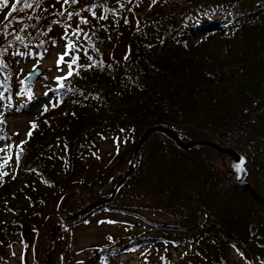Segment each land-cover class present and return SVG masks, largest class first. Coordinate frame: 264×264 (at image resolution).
<instances>
[{
    "label": "trees",
    "instance_id": "16d2710c",
    "mask_svg": "<svg viewBox=\"0 0 264 264\" xmlns=\"http://www.w3.org/2000/svg\"><path fill=\"white\" fill-rule=\"evenodd\" d=\"M128 1L85 0L76 4L79 10L94 5L101 17L107 18L79 26L73 31L76 35L62 39L67 57H78L76 63L94 66L87 67L88 75L77 83L50 89V99L43 101L45 106L51 104L45 109L40 127L44 147L32 155L30 168L38 183L46 192L62 191L69 175L60 177L59 163L72 170L79 146L93 131L119 130L130 134L128 146L114 156L117 165L132 156L147 128L159 124L175 130L185 141H218L246 155L251 165H257L259 158L264 157L263 0H185L187 6L174 9L173 14L156 9L162 2L156 0L155 12L140 21V28L132 24ZM69 12L40 16L32 13L14 31L19 37H15L16 43L8 40L16 46L33 44L36 54L44 55L53 42L60 41L52 34L67 22ZM208 12L220 15L209 19L204 16ZM68 45L73 47L68 49ZM106 51H111L110 55ZM23 89L29 100L36 98L34 84L24 83ZM254 113L257 115L252 119ZM161 135L154 133L149 137L147 151H141L137 158L141 167L133 171L122 187L141 188L150 195L151 191L157 192L166 206L188 210L193 207L185 206L195 204L205 210L201 224L196 223L193 212L187 213L189 219L185 218L181 225L148 221L154 228L201 227L191 239L173 243L175 247L196 243L197 252L191 262H172L163 257L162 264H228L226 257L231 247L239 250L250 245L253 238L246 231L249 224L264 228V217L259 215L264 205L246 188L232 180L228 183L229 175L206 159V155L220 156L214 149L198 145L182 150ZM53 139L58 140L64 154L52 152L47 146ZM256 187L264 197L261 176L256 179ZM3 194L1 191L0 196ZM69 200L64 192L60 207L71 212ZM20 208L8 214L12 221L0 222V264L5 259L1 254L4 246L11 247L16 242L8 240L15 236L10 223L24 219ZM100 210L145 218L108 202L70 225L79 224ZM51 227L44 228L47 234ZM143 233L131 232L93 244L92 254L82 264H110L116 254L133 252L135 244L146 243L149 237ZM118 238L128 240L121 242ZM153 238L155 245L167 242L164 237ZM21 242L27 249L29 241L25 236ZM33 246L34 264H41L38 244ZM256 246L261 258L264 243L258 240ZM245 259L250 264L251 259ZM23 264H27L26 256Z\"/></svg>",
    "mask_w": 264,
    "mask_h": 264
},
{
    "label": "rangeland",
    "instance_id": "374dc122",
    "mask_svg": "<svg viewBox=\"0 0 264 264\" xmlns=\"http://www.w3.org/2000/svg\"><path fill=\"white\" fill-rule=\"evenodd\" d=\"M156 2V0L128 1L127 10L135 28H140V21L151 17L156 9L173 14L174 9L187 6L185 0H162L161 6H159L160 3L157 6ZM26 4H30L31 7H27ZM76 4L65 3L64 0H20L19 3L17 0H6V3L5 0H0V149H3L0 151V157L11 158L5 167L0 168V171L8 173V175H0V189L5 186V192L4 188L1 190L4 194L0 196L3 198L0 199V222L12 221L13 218L8 219V214L13 213L18 207H21L20 213L24 218L21 221L17 220L19 222L10 223L13 225L12 232L15 236L8 241L16 242L11 247L4 246V250L2 249L1 254L5 257L2 264H23L24 256H26L27 264H34L33 244L36 243L38 244L37 250L41 251V264H47V260L49 264H82V261L92 254L90 247L93 244L105 243L114 237L137 231L144 232L143 235L148 236L149 240L144 244H135L133 252L116 254L110 264H162L163 257L172 262L189 263L197 252L196 243L187 242V245L178 247H175L173 243L191 239L196 232L201 230V227L195 226L192 229L188 226L154 228L155 225L148 221L181 225L185 218L189 219L187 213L193 212L196 223L201 224L205 218V210L195 204L185 206L186 208L193 207L188 210L181 206H166L163 197L157 192L151 191L150 195L141 188L122 187L133 171L141 167L137 158L141 151H147L146 143L151 135L141 145L134 160L133 152L123 164L117 162L116 165L114 156L128 146L131 141L130 134L119 130L93 131L84 137L83 144L79 146L72 170H68L64 163H59L57 171L60 177L67 173L69 178L66 187L62 191L57 189L53 194L45 191L44 186L38 183V179L30 169L33 165L32 155L44 147L40 127L43 126L45 109L51 105L45 106L46 104L43 103L51 97L52 93L49 94V90L56 86L60 87L62 84H75L89 73L86 64L77 62L72 64V75L68 76V64L72 61L63 50L62 39L71 36L75 28L100 18L101 11L94 5L79 10ZM154 6H157L156 9ZM65 10L72 13L71 19L67 16V22L61 28L54 29L52 36L59 37L60 41L53 42L46 54L38 56L34 53L33 44L18 47L8 43L5 34L19 28L24 23L23 20L32 13L40 16L44 13H61ZM156 15L155 13L154 16ZM219 15L218 12L216 14L208 12L204 16L210 19ZM84 20H87V23H83ZM107 49L111 48L107 47ZM110 52L106 51V54L110 55ZM61 55L64 56V62H60ZM35 67H40L42 73L32 83H29L35 85L37 93L35 99L29 100L24 95L23 86ZM29 132L31 135H28ZM162 135L160 137H163ZM214 142L227 147L218 141ZM47 146L52 152L64 154L57 139L47 143ZM234 150L241 154L238 150ZM219 154L220 156L212 154L211 158L206 155V159L213 161L217 167L227 173V176L229 175L228 183L232 180L239 184L235 180V171L232 168V155L223 152ZM60 161H62L61 158ZM4 163L5 161L0 159V165ZM254 166L256 165H250V168L254 169ZM130 167V173L126 177ZM259 167L261 168L256 172L264 178V162ZM248 168L246 167L249 171ZM251 174L256 175L255 171H251ZM249 178L250 175L247 179ZM122 179H124L123 182L116 190ZM220 185L224 186V183ZM6 192L8 195L5 194ZM64 192L69 196V207L73 209L71 212L60 207ZM97 200H104L102 204L115 202L145 218L142 219L136 214L100 210L79 224L60 226L68 216ZM260 211L258 214L264 217L262 215L264 210L260 209ZM49 225L52 227L47 234L44 228ZM250 226L251 224L246 228L253 238L251 243L249 242L250 245L241 246L239 250L237 247H231L226 257L228 264H249L245 256L251 259L250 264H264L262 257L260 258L257 254L258 246H256L258 240L264 243V228L260 226L258 232L252 235ZM53 228L56 233L52 242ZM23 236L29 241L27 249L21 242ZM158 237L167 238L166 244L155 245V242H151L152 238L158 239ZM124 240L128 239L123 238L120 241ZM242 250H244L243 253L240 252ZM49 251H51L50 255H48Z\"/></svg>",
    "mask_w": 264,
    "mask_h": 264
},
{
    "label": "water",
    "instance_id": "95a60500",
    "mask_svg": "<svg viewBox=\"0 0 264 264\" xmlns=\"http://www.w3.org/2000/svg\"><path fill=\"white\" fill-rule=\"evenodd\" d=\"M261 6H264V0L261 1ZM42 73V69L40 67H35L29 74V77L26 79V82L31 83L33 82L40 74ZM163 133L164 135H166L169 139H171L179 148L187 150L190 149L192 146H196V145H207L212 147L214 150H216L218 153H226V154H230L233 156V161H232V168L235 171L236 174V180L238 181L239 184H241L242 186L246 187L249 192L256 197L257 199H259L261 202L264 203V199L262 197H259L257 194V191L255 188H253L247 181H246V176L248 174L245 163H246V159L243 155L239 154L237 151H235L233 148L231 147H224L222 145H220L217 142L211 141V140H195V141H185L183 140L180 135L173 129H171L170 127H168L165 124H159V125H154L151 126L149 128H147L139 137L137 144L135 146V151H134V155H133V160L136 157V155L138 154L139 148L141 147V145L147 140V138L152 135L153 133ZM133 160L131 162V164L133 165ZM241 162H243V168L245 169V171L241 172L238 171L234 165L236 164H240ZM132 167V166H131ZM131 167L128 171V173L126 174V177L128 176V174L130 173ZM125 177V178H126ZM124 178V179H125ZM120 181L116 187V190L118 188V186L123 182V180ZM102 202H104V200H97L93 203H91L90 205L84 206L81 209H79L77 212L71 214L70 216H68L61 224V227H64L66 225H70L75 223L76 221H78L79 219H81L85 214L89 213L90 211H92L95 207L99 206L100 204H102ZM60 227V228H61ZM59 229V228H58ZM250 232L253 235L256 232V226L255 224H251L250 226ZM52 242L53 239L55 237V228L52 229ZM51 254V251H49L48 255ZM262 260L264 261V253L262 254ZM47 264H49V260H47Z\"/></svg>",
    "mask_w": 264,
    "mask_h": 264
},
{
    "label": "snow or ice",
    "instance_id": "6c2138e0",
    "mask_svg": "<svg viewBox=\"0 0 264 264\" xmlns=\"http://www.w3.org/2000/svg\"><path fill=\"white\" fill-rule=\"evenodd\" d=\"M19 2H20V0H17V3H19ZM64 2L75 4L78 2V0H64ZM129 2H131V0H129ZM5 3H6V0H5ZM26 6L31 7L30 4H26ZM121 6H123V5H121ZM13 11H15V9H13ZM76 15H79V13H76ZM93 15L95 16V13H93ZM71 16H72V13L69 12L68 18L71 19ZM101 18L106 19L107 17L105 16V17H101ZM125 22H127V21H125ZM83 23H87V20H84ZM78 31H80V30L78 29ZM76 34L77 33H73V35H76ZM17 39H19V37H17ZM67 47H68V49H71L73 47V45H68ZM77 59H78V57H74L72 63L68 64V76L72 75V64L76 63ZM60 62H64V56L63 55H61V57H60ZM2 66L6 67V65H2ZM93 66H94L93 64L87 65V67H93ZM65 78H67V77H65ZM33 127H35L34 124H33ZM28 135H31V132H29ZM0 151H3V149H0ZM0 159H3L5 161V163L3 165H0V168L5 167L6 164L11 160L10 157H0ZM234 167L238 171H241V172L245 171V169L243 168V162H241L240 164L234 165ZM0 175H8V173L6 171H0Z\"/></svg>",
    "mask_w": 264,
    "mask_h": 264
},
{
    "label": "flooded vegetation",
    "instance_id": "af4514ba",
    "mask_svg": "<svg viewBox=\"0 0 264 264\" xmlns=\"http://www.w3.org/2000/svg\"><path fill=\"white\" fill-rule=\"evenodd\" d=\"M257 114H253V116H256ZM252 116V117H253ZM254 119V118H253ZM245 157V159H246V163H245V166L249 169V171H248V174H247V177H246V181L253 187V188H255L256 189V191H257V194H258V196L259 197H262L263 199H264V197L262 196V195H260V193H259V191H258V189H257V187H256V179L258 178V176H260L259 175V173L258 172H256L257 170H259V168H261V167H259L263 162H264V157L262 158V159H260V160H258L257 161V165H258V167H257V165L256 166H254L255 167V169H252V168H250V165H251V163H250V160L248 159V158H246V156H244ZM231 158H232V160H233V156H231ZM256 168H257V170H256ZM251 171H255V174L256 175H254V174H251ZM249 175H250V178L249 179H247L248 177H249ZM234 176H235V180H236V174L234 173ZM257 178H256V177ZM241 187H243V188H246V187H244V186H242L241 184H239ZM247 189V188H246ZM248 190V189H247ZM249 191V190H248ZM250 193V192H249ZM251 194V193H250ZM252 195V194H251ZM253 196V195H252ZM254 197V196H253ZM258 202H260V203H262L263 205H264V203L263 202H261L259 199H257L256 197H254ZM263 214H264V212H262ZM253 224H255V223H253ZM255 226H256V232L255 233H257L258 232V230H259V226L257 225V224H255Z\"/></svg>",
    "mask_w": 264,
    "mask_h": 264
},
{
    "label": "bare ground",
    "instance_id": "6f19581e",
    "mask_svg": "<svg viewBox=\"0 0 264 264\" xmlns=\"http://www.w3.org/2000/svg\"><path fill=\"white\" fill-rule=\"evenodd\" d=\"M15 30H17V29H14L13 31H10V32H7L6 34H5V37L7 38V41H9L8 39H10V40H12V41H14L15 42V37H17V34L14 32ZM8 43H10V44H12L11 43V41H9ZM16 43V42H15ZM18 45V44H17ZM25 46V45H24ZM30 46V45H29ZM18 47H19V45H18ZM35 46H33V48H34ZM34 51V50H33ZM34 53H36L35 51H34ZM70 60L71 61H73V59L72 58H70ZM196 146H198V145H196Z\"/></svg>",
    "mask_w": 264,
    "mask_h": 264
}]
</instances>
